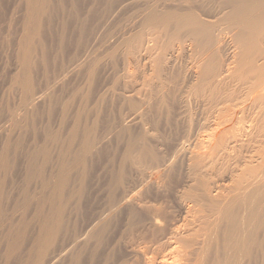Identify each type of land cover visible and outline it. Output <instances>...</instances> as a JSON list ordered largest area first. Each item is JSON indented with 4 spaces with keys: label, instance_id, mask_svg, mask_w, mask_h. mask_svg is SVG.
Segmentation results:
<instances>
[{
    "label": "bare ground",
    "instance_id": "bare-ground-1",
    "mask_svg": "<svg viewBox=\"0 0 264 264\" xmlns=\"http://www.w3.org/2000/svg\"><path fill=\"white\" fill-rule=\"evenodd\" d=\"M8 1L0 3V27L9 28L7 34L0 29L5 32L0 53L11 48L18 64L10 90L0 97V261L264 264V0ZM59 18L60 44L72 27L78 32L76 48L81 45L68 60H51L45 37ZM184 42L193 67L183 75L189 83L182 94L177 82L183 68L169 72L164 59L171 50L181 51ZM101 48L112 57L113 70L141 49L149 52L155 76L144 83L151 89L142 93L148 99L140 104L123 96L135 114L167 116L177 103L188 136L202 130L193 114L202 104L212 126L183 145L191 144L194 152L184 185L158 181L164 174L158 156L147 148L135 156L138 144L130 137L108 195L84 217L88 160L103 137L97 120L88 122L87 95H80L69 117L70 101L78 94L71 77L99 61ZM225 48L235 50L229 64ZM98 98L115 100L117 94L104 87ZM54 113L41 132L38 122ZM129 162L155 165V183L129 180L123 171ZM161 189L186 204V217L156 203Z\"/></svg>",
    "mask_w": 264,
    "mask_h": 264
},
{
    "label": "rangeland",
    "instance_id": "rangeland-1",
    "mask_svg": "<svg viewBox=\"0 0 264 264\" xmlns=\"http://www.w3.org/2000/svg\"><path fill=\"white\" fill-rule=\"evenodd\" d=\"M6 1L7 0H0V3L4 2L7 4L11 2ZM67 7H69V5H67ZM83 8L85 9V7ZM61 19L62 18H59L55 22L52 30L47 29L45 34L49 45L51 60H58V58L62 57L68 60L78 55L81 50V45L76 48L78 32L72 27L65 30L67 35L65 44L63 46L60 44L59 37L63 30ZM2 26L3 25H1L0 29H2ZM3 28L7 34V29L9 30L7 23L4 24ZM3 35L4 34H0V37ZM2 38H0V40ZM36 39H38V37ZM176 44L177 43H174L171 49H173ZM63 47L66 48L63 50ZM6 49L4 48L2 51H6ZM10 49H7V51L10 52ZM180 49L181 51L179 49L169 51L164 61L169 72H176L178 69L183 68L179 73L181 76L180 82H177L178 86H183V91L181 92L183 94L186 89L184 85L189 83V79L184 78L183 75L193 67V55L189 42L182 43ZM7 51L5 52L6 54ZM106 52L107 50L105 48H101L98 54L100 58L99 61L93 59L91 63L83 68L82 74H75L71 77V86L78 88V94L70 101L69 117L71 112L81 103L80 95L82 93L87 95L89 106L92 108L88 122L92 123L97 120V133L100 137H103L88 160L86 189L81 198L82 204L84 205V210L82 211L84 217H86V215H91L95 211L96 205L98 204L100 206L102 201H104V196L108 195L106 191L108 188L107 186L112 181L113 177L120 172V167L123 163V155L130 137H133L138 144L135 156H137L139 154L138 151L143 148L151 150L158 156L160 161L158 169H161L164 173L158 181L164 183L169 182L171 186L174 181L179 180L178 184L182 183L181 185H184L182 180L186 181L189 173V163L192 161L191 159L194 152L191 144L186 147H183V145L186 140H189V143L193 142L195 139L191 140V138L194 135L195 137H198L196 135L199 134L203 135V133L212 126V118H210V115L205 112L202 113V104L199 106L195 105L193 108L194 119L201 124L202 130H196L194 132L195 134L191 130L188 136H186V133L189 132V129H187L184 122L183 109L177 103H175V109H172L170 115L167 116H156L154 112H147L146 110H143L140 114H135V111L130 105L124 102L123 96L127 97L131 95V98L140 104L148 99L145 98L142 93H149L151 90L147 85H144V83L155 76V73H153L151 69L152 58L148 51L141 49L139 52H136L133 57L128 58L126 63L119 62L115 67L116 69L113 70L109 65L112 57L106 55ZM234 52L235 50L225 48L223 55L227 60V64L232 62L235 58ZM5 53L2 52L3 56L0 53V97L10 90L11 75L18 64L17 57H14L12 52L8 54V57ZM156 54L157 50L155 46L154 50H152L153 57L156 56ZM1 56L3 58L5 56V62ZM159 81L160 80L155 79V82L159 83ZM125 84H127V89L124 87ZM104 87H109L111 90H114L117 94V98L115 100H99L98 96ZM38 108L40 114L46 112L44 106H39ZM56 115V113L51 116L45 115L43 119L38 122L39 130L42 132V130L54 120ZM225 115H227V113ZM228 124L229 123H227L226 126ZM246 125H250V122ZM124 128H129L130 131L128 133H123L122 131ZM155 167V165H151L150 163L142 164L138 162H129L125 164L123 171L126 172L129 180H134L138 185H152L156 181L155 175H153L157 169ZM14 169L15 167L12 168L11 173ZM210 183L209 189L212 192L209 193H214L215 185L213 184V180H210ZM162 191L167 193L163 192L164 194L161 195L160 193H162ZM162 191L158 193L161 196L157 194L156 197L158 201L156 203L170 205L176 217H186L184 213L186 211V204H183L176 198V193L174 195L173 191H171V193L164 189ZM155 195L154 198L156 199ZM182 213L183 215L185 214V216H183ZM15 217H20V211L17 212ZM179 219H181V217H179ZM0 264H6V261L2 260Z\"/></svg>",
    "mask_w": 264,
    "mask_h": 264
}]
</instances>
